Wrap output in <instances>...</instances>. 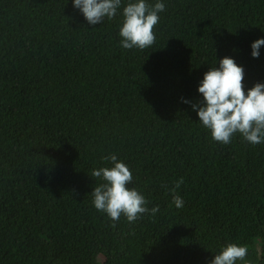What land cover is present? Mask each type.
<instances>
[{
	"label": "trees",
	"instance_id": "1",
	"mask_svg": "<svg viewBox=\"0 0 264 264\" xmlns=\"http://www.w3.org/2000/svg\"><path fill=\"white\" fill-rule=\"evenodd\" d=\"M134 2L91 25L74 0H0V264H210L229 243L264 264V142H217L192 106L224 57L245 94L264 83V0H145L156 39L124 49ZM110 154L147 201L134 222L94 207Z\"/></svg>",
	"mask_w": 264,
	"mask_h": 264
},
{
	"label": "clouds",
	"instance_id": "2",
	"mask_svg": "<svg viewBox=\"0 0 264 264\" xmlns=\"http://www.w3.org/2000/svg\"><path fill=\"white\" fill-rule=\"evenodd\" d=\"M121 0H74V7L80 9L91 25L102 22L107 17L112 19L117 14ZM165 10L162 2L149 6L145 0H136L123 8V23L120 27V42L124 49H145L151 46L156 37L153 28L159 21V13ZM264 45V38L257 39L251 45V55L258 58L259 49ZM244 69L234 59L224 57L219 61V68H210L200 81L198 92L203 101L193 104L199 121L211 131L212 138L224 144L230 142L234 133L239 132L243 138L253 144L264 142V83H256L244 91ZM188 103L189 101H184ZM114 165L111 168L93 169L92 176L105 181L94 187L91 195L94 207L105 212L113 221H118L123 214L129 222H134L141 214L149 212L145 207L147 201L135 188L127 185L132 181L129 168L118 161L115 154L102 157ZM183 183L181 177L172 193V203L176 208L184 206V200L176 192ZM159 206L150 211L155 214ZM248 254L246 246L229 243L214 256L210 264H236Z\"/></svg>",
	"mask_w": 264,
	"mask_h": 264
}]
</instances>
